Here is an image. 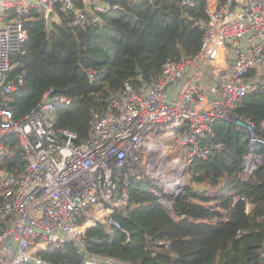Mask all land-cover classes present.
Listing matches in <instances>:
<instances>
[{"label": "built area", "instance_id": "2783aa9c", "mask_svg": "<svg viewBox=\"0 0 264 264\" xmlns=\"http://www.w3.org/2000/svg\"><path fill=\"white\" fill-rule=\"evenodd\" d=\"M180 1L189 8L198 4ZM31 9L44 17L74 10L75 23H82L90 10L101 15L111 6L109 0H0V161L12 134L26 161L21 174L5 175L9 191L0 203L5 222L0 249L4 245L9 258L0 255V264H54L39 252L67 242L75 243L81 264H115L89 249L87 230L102 223L129 236L114 214H127L134 206L131 189L143 183L172 212L191 180L190 164L211 152L202 138L221 119L249 134L244 171L264 173V136L250 120L233 114L244 97L264 94V0H206L200 52L167 60L161 77L140 88L126 82L106 108L93 112L89 136L81 141L77 133L55 126L57 107L71 100L52 89L20 120L1 102L23 82L22 75L11 79V58L28 38L24 17Z\"/></svg>", "mask_w": 264, "mask_h": 264}, {"label": "trees", "instance_id": "16d2710c", "mask_svg": "<svg viewBox=\"0 0 264 264\" xmlns=\"http://www.w3.org/2000/svg\"><path fill=\"white\" fill-rule=\"evenodd\" d=\"M109 3L110 11L97 15L90 10L82 23H75L74 10L61 13V23L51 31L42 11L31 9L24 17L28 38L11 58V79L22 75L23 82L1 100L16 120L36 109L52 89L71 100L57 107L55 126L85 140L93 112L106 108L109 97L122 92L126 82L140 88L161 77L167 60L191 59L200 52L206 0H198L194 8L180 0ZM77 7L84 5L77 1ZM96 17L100 20L94 21ZM233 114L250 120L264 136V94L244 97ZM5 144L9 151L0 169L19 175L26 161L18 135H9ZM201 145L211 152L190 164L196 185L189 180L172 212L140 184L131 189L134 206L126 215L114 214L129 236L98 223L87 230L89 249L115 264H264V173L259 168L249 175L243 169L248 132L221 119ZM4 227L0 218V235ZM76 249L67 242L39 255L54 264H81Z\"/></svg>", "mask_w": 264, "mask_h": 264}, {"label": "water", "instance_id": "95a60500", "mask_svg": "<svg viewBox=\"0 0 264 264\" xmlns=\"http://www.w3.org/2000/svg\"><path fill=\"white\" fill-rule=\"evenodd\" d=\"M236 4H237L236 1H234L232 4V8H234ZM6 20L8 21L7 18ZM45 20H46V25L49 31L53 29L55 24L61 23V17L55 11H49L45 16Z\"/></svg>", "mask_w": 264, "mask_h": 264}, {"label": "rangeland", "instance_id": "374dc122", "mask_svg": "<svg viewBox=\"0 0 264 264\" xmlns=\"http://www.w3.org/2000/svg\"><path fill=\"white\" fill-rule=\"evenodd\" d=\"M8 172L0 169V192H2V194L4 195L5 193H7L9 191V188L5 186V175L7 174ZM158 184H159V180H155ZM186 182L189 183V181L186 179ZM156 185V184H155ZM158 186V190L160 189V186ZM167 195H169L167 193Z\"/></svg>", "mask_w": 264, "mask_h": 264}, {"label": "crops", "instance_id": "0c3cea01", "mask_svg": "<svg viewBox=\"0 0 264 264\" xmlns=\"http://www.w3.org/2000/svg\"><path fill=\"white\" fill-rule=\"evenodd\" d=\"M0 255H1V256H4L5 258H9L8 254H6V253L4 252V245H2V247H1V249H0ZM10 258H11V256H10Z\"/></svg>", "mask_w": 264, "mask_h": 264}]
</instances>
